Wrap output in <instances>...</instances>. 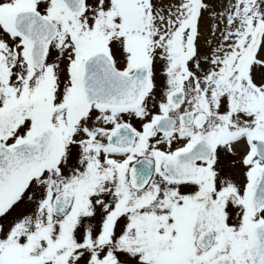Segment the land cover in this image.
<instances>
[{"label": "snow or ice", "instance_id": "obj_1", "mask_svg": "<svg viewBox=\"0 0 264 264\" xmlns=\"http://www.w3.org/2000/svg\"><path fill=\"white\" fill-rule=\"evenodd\" d=\"M0 264H264V0H0Z\"/></svg>", "mask_w": 264, "mask_h": 264}]
</instances>
